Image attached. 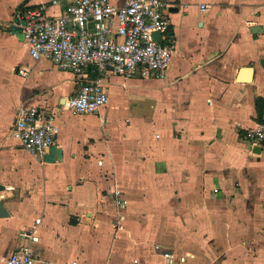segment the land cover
I'll return each mask as SVG.
<instances>
[{
  "label": "crops",
  "instance_id": "0c3cea01",
  "mask_svg": "<svg viewBox=\"0 0 264 264\" xmlns=\"http://www.w3.org/2000/svg\"><path fill=\"white\" fill-rule=\"evenodd\" d=\"M166 1L175 40L166 76H105L106 105L72 114L60 105L77 88L74 74L34 61L14 19L22 4L57 14L66 0H0V264L37 217L34 264H264V150L242 137L264 120L255 108L264 100V0ZM21 104L56 112V144L43 158L10 135ZM140 119L146 159L174 192L162 203L180 212L166 219L192 223L166 240L151 227L126 229L136 214L119 174L134 170Z\"/></svg>",
  "mask_w": 264,
  "mask_h": 264
},
{
  "label": "built area",
  "instance_id": "2783aa9c",
  "mask_svg": "<svg viewBox=\"0 0 264 264\" xmlns=\"http://www.w3.org/2000/svg\"><path fill=\"white\" fill-rule=\"evenodd\" d=\"M167 5L166 0H66L59 13L51 14L45 4L25 3L15 11L14 19L34 61L47 58L77 79L76 90L60 110L97 114L109 100L105 76H166L175 51ZM154 32L160 37H154ZM17 72L27 75L25 68L18 67ZM9 131L21 148L43 158L56 144V112L21 104ZM242 137L264 150V120L245 128ZM117 204L125 205L126 200L119 198ZM39 222L37 217L34 226L21 233L27 243L15 248L5 264H34L31 242ZM163 255H169L166 249Z\"/></svg>",
  "mask_w": 264,
  "mask_h": 264
},
{
  "label": "rangeland",
  "instance_id": "374dc122",
  "mask_svg": "<svg viewBox=\"0 0 264 264\" xmlns=\"http://www.w3.org/2000/svg\"><path fill=\"white\" fill-rule=\"evenodd\" d=\"M101 115H104V113H101ZM136 125H138L139 131L137 133L139 134L136 140L129 145L131 151L134 152V156L131 157V165L134 170L129 174H119L121 192L125 197L133 200V209L136 214V218L134 217L135 222H126V229L129 226L128 228L138 236V232H145L147 228L151 227L154 233L159 234L158 237L161 240H166L167 238H164L166 234L173 233L177 228L190 229L192 223L189 221H168L166 219L180 213L178 207L174 205L175 202L162 203V199L164 201L168 196L172 195L173 197L174 192L173 189L171 191L165 189L166 181H161L158 170L159 165L152 158L153 156L146 159L143 142L144 140L149 142L151 139H149L150 136L143 120L137 121ZM122 245H126V243H122Z\"/></svg>",
  "mask_w": 264,
  "mask_h": 264
},
{
  "label": "trees",
  "instance_id": "16d2710c",
  "mask_svg": "<svg viewBox=\"0 0 264 264\" xmlns=\"http://www.w3.org/2000/svg\"><path fill=\"white\" fill-rule=\"evenodd\" d=\"M255 108L259 117L264 113V100L262 98H257L255 100Z\"/></svg>",
  "mask_w": 264,
  "mask_h": 264
},
{
  "label": "water",
  "instance_id": "95a60500",
  "mask_svg": "<svg viewBox=\"0 0 264 264\" xmlns=\"http://www.w3.org/2000/svg\"><path fill=\"white\" fill-rule=\"evenodd\" d=\"M90 25L92 26V23ZM153 35L156 38L160 37V33H158V32H154ZM254 148H256L258 150L261 149L260 146H254ZM6 214H7V212H6L5 208L3 207V205H2V203L0 201V216H4Z\"/></svg>",
  "mask_w": 264,
  "mask_h": 264
}]
</instances>
